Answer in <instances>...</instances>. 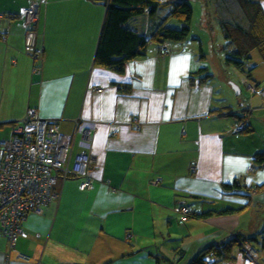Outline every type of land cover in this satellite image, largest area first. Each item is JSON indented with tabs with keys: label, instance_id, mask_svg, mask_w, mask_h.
<instances>
[{
	"label": "crops",
	"instance_id": "obj_1",
	"mask_svg": "<svg viewBox=\"0 0 264 264\" xmlns=\"http://www.w3.org/2000/svg\"><path fill=\"white\" fill-rule=\"evenodd\" d=\"M35 1L0 0V134L33 110L73 136L69 158L87 151L95 160L89 189L58 179L55 198L28 213L15 244L27 260L11 264H186L233 235L264 264V162L255 160L264 152L263 60L250 52L256 89L236 102L222 59L210 61L197 37L166 41L164 53L149 43L120 73L95 65L101 0H41L35 59L19 16ZM235 180L247 190L223 185ZM226 208L235 211L185 214ZM7 249L0 236V264ZM230 253L213 264H245L238 244Z\"/></svg>",
	"mask_w": 264,
	"mask_h": 264
},
{
	"label": "trees",
	"instance_id": "obj_2",
	"mask_svg": "<svg viewBox=\"0 0 264 264\" xmlns=\"http://www.w3.org/2000/svg\"><path fill=\"white\" fill-rule=\"evenodd\" d=\"M37 1L40 4L41 0ZM101 1L105 13L94 52L95 65L120 73L128 60L145 54L149 43L160 47L166 41H183L189 35L193 9L188 0ZM213 3L218 29L225 39L224 62L250 78L252 69L244 65L250 58V52L256 49L264 61V0H213ZM24 8L20 10L19 16ZM38 20L30 25L36 33V47ZM170 20L173 21L171 25L167 24ZM143 28L150 29L149 33L142 31ZM36 50L39 51L38 47ZM251 85L249 90L252 93L256 85ZM255 160L259 164L263 163L264 152H258ZM223 185L231 189L247 190L246 185H241L236 180ZM233 211L235 210L226 208L205 212L188 211L185 214L188 218L200 219ZM245 242L247 241L233 235V239L227 243L204 247L186 264H213L231 259V247L236 244L241 247ZM156 263H160L159 259Z\"/></svg>",
	"mask_w": 264,
	"mask_h": 264
},
{
	"label": "built area",
	"instance_id": "obj_3",
	"mask_svg": "<svg viewBox=\"0 0 264 264\" xmlns=\"http://www.w3.org/2000/svg\"><path fill=\"white\" fill-rule=\"evenodd\" d=\"M38 14L39 1L25 7L21 14L27 27L23 49L35 59L39 56L36 33L30 25L38 20ZM0 42H5L4 34H0ZM160 52H165L163 46ZM86 137L90 141V135ZM72 138L60 131L56 121L40 118L35 111L28 110L13 127L10 136L0 139V234L8 240L5 264H11L12 256L17 260L26 259L15 247L22 233L21 226L29 212L40 213L55 198L54 186L58 179L77 178L81 190L92 186L89 167L95 158L87 151L69 158ZM185 211H182V219ZM241 251L245 264H261L251 244L243 243Z\"/></svg>",
	"mask_w": 264,
	"mask_h": 264
},
{
	"label": "rangeland",
	"instance_id": "obj_4",
	"mask_svg": "<svg viewBox=\"0 0 264 264\" xmlns=\"http://www.w3.org/2000/svg\"><path fill=\"white\" fill-rule=\"evenodd\" d=\"M188 1L193 9L192 22L190 25L189 35L187 37L188 40H191L192 37H197L200 40H202V43L204 46V53L206 57L213 63L215 62L214 59H216L217 57H220L222 59L224 69L220 70V74L224 75L226 79L229 81L228 83L230 84L229 88H230L231 99L235 100L236 102L237 98H241L245 94L249 96L250 94L252 95L247 85L248 78L245 76V73L240 71L239 69H237L236 67L232 65H227L224 62V57H225L224 47H226L225 42H224L225 39L223 38L222 33L218 29L219 26H218V22H217L215 13H214L213 0H188ZM172 22L173 21L170 20L167 22V24L171 25ZM219 41H221L222 43L221 47H218V45H214L212 47L210 45L208 46L207 44V43L211 44L213 42L218 43ZM252 52H253L254 59H259L262 61L259 51H257L256 49H253ZM250 60L251 58H249L244 63V65L247 67H250L252 65ZM231 84H235L239 88L240 90L239 94H235V90L232 89ZM260 112H264V111L262 110L256 111V113H260ZM243 125L244 124L242 125L240 124L239 128H242ZM4 137L7 138L8 136H5L4 134H0V139ZM25 260H27V257Z\"/></svg>",
	"mask_w": 264,
	"mask_h": 264
},
{
	"label": "water",
	"instance_id": "obj_5",
	"mask_svg": "<svg viewBox=\"0 0 264 264\" xmlns=\"http://www.w3.org/2000/svg\"><path fill=\"white\" fill-rule=\"evenodd\" d=\"M231 87H232L233 90H235V94H239L240 93L239 88L235 84H231Z\"/></svg>",
	"mask_w": 264,
	"mask_h": 264
},
{
	"label": "clouds",
	"instance_id": "obj_6",
	"mask_svg": "<svg viewBox=\"0 0 264 264\" xmlns=\"http://www.w3.org/2000/svg\"><path fill=\"white\" fill-rule=\"evenodd\" d=\"M161 46H163L164 48H165V46L162 44V45H160V47ZM160 47H159V51H160ZM165 51H166V48H165ZM161 53H164V52H161ZM262 93H263V91H262ZM243 112L245 113V111L243 110ZM240 115H241V113H240ZM244 116V115H243Z\"/></svg>",
	"mask_w": 264,
	"mask_h": 264
}]
</instances>
